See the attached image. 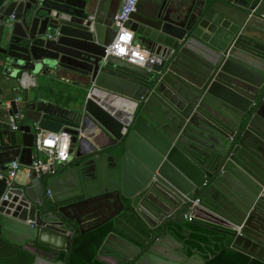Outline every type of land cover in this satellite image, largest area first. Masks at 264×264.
Here are the masks:
<instances>
[{"label":"water","instance_id":"1","mask_svg":"<svg viewBox=\"0 0 264 264\" xmlns=\"http://www.w3.org/2000/svg\"><path fill=\"white\" fill-rule=\"evenodd\" d=\"M121 1L0 0V175L39 158L38 130L71 136L53 174L0 179V260L67 264L77 234L113 221L99 254L116 263L206 264L172 235L201 209L264 263V0H138L124 28L143 66L104 57ZM90 121L110 140L83 150Z\"/></svg>","mask_w":264,"mask_h":264},{"label":"trees","instance_id":"2","mask_svg":"<svg viewBox=\"0 0 264 264\" xmlns=\"http://www.w3.org/2000/svg\"><path fill=\"white\" fill-rule=\"evenodd\" d=\"M58 87L62 89L59 85ZM116 227L117 225L110 221L84 235L77 234L72 241L67 264H108L106 256L99 254V250L108 234H119ZM118 227L126 230V225L121 222ZM172 235L183 245L186 255L192 256L196 253L206 264H264L234 250L231 247L233 239L228 230L201 209H196L191 214L190 222L175 225ZM65 256L66 253H62L58 259L63 261ZM19 258L30 259V254L23 249L15 259L0 260V264H15Z\"/></svg>","mask_w":264,"mask_h":264},{"label":"built area","instance_id":"3","mask_svg":"<svg viewBox=\"0 0 264 264\" xmlns=\"http://www.w3.org/2000/svg\"><path fill=\"white\" fill-rule=\"evenodd\" d=\"M21 1L26 2L28 0ZM137 1H121L114 18V24L118 27V33L114 41L104 47L105 59L115 58L134 66H143L148 61L154 60L152 52L135 40V35L132 31L124 28V24L135 10ZM13 19L14 16L11 15L7 20V24L10 25ZM4 23L0 19V25ZM20 119V115L14 116V119L11 121L12 130L18 128L17 122ZM70 144L71 136L66 132L50 133L38 130L35 134L33 145L39 158L37 160L33 159L30 166H24L18 160H14L10 164V168L5 172V175H0V179L5 178L7 189H10L12 188L14 179L20 172H23L27 180H30L33 176L39 177L42 174H53L58 164L67 161ZM41 155L43 158L40 157ZM193 205H199V200H195Z\"/></svg>","mask_w":264,"mask_h":264},{"label":"crops","instance_id":"4","mask_svg":"<svg viewBox=\"0 0 264 264\" xmlns=\"http://www.w3.org/2000/svg\"><path fill=\"white\" fill-rule=\"evenodd\" d=\"M72 80H75V77H73ZM82 81L83 80H80V79L78 80V82H82ZM84 83L85 82L83 81L80 84L83 85ZM54 84H58L60 87H62V89H64L67 93L72 95V97L76 98L77 99L76 101H78L80 104H83L85 102L87 93L84 90H82V88H80L78 85H65L62 83H54ZM95 96H96V99H98V101L106 102L109 104L111 103V105H113V106L119 105L120 107H123V105L126 104L125 100L120 99L116 96H113V95L108 94V93L101 91V90L96 91ZM109 140H110L109 136L105 135L104 132L98 126H96L95 124H93L92 121H90L88 124L87 135L84 137V141L80 142V144L78 146H79V148H81L83 150H87L89 146H94L95 144L104 145V144L108 143ZM40 157L43 158L42 155ZM2 175H5V173H3ZM29 182H30V180H27L25 178L23 172H20L18 174V176L14 179V181L12 183V188L15 190H19V189L23 188L24 186H27ZM183 251H184V248H183ZM62 253H65V252H61L60 255ZM101 255L106 256V259H105L106 263H108V264H119V263H116L111 256H109L107 254H101Z\"/></svg>","mask_w":264,"mask_h":264},{"label":"flooded vegetation","instance_id":"5","mask_svg":"<svg viewBox=\"0 0 264 264\" xmlns=\"http://www.w3.org/2000/svg\"><path fill=\"white\" fill-rule=\"evenodd\" d=\"M57 261H60V260H58V259H56Z\"/></svg>","mask_w":264,"mask_h":264}]
</instances>
